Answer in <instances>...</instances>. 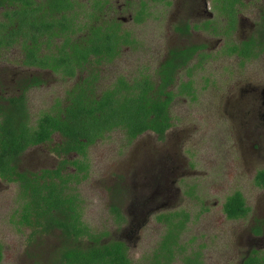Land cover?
<instances>
[{
    "label": "rangeland",
    "instance_id": "rangeland-1",
    "mask_svg": "<svg viewBox=\"0 0 264 264\" xmlns=\"http://www.w3.org/2000/svg\"><path fill=\"white\" fill-rule=\"evenodd\" d=\"M122 2L111 0L116 7ZM248 4L241 13L246 21L238 32L239 37L242 32L246 34L250 31L252 23L256 22L257 10H264V0H257V6L248 7ZM157 7L153 6L152 11ZM121 16L127 18L126 13ZM127 25L140 35L138 41L141 46L134 51H125L121 59L95 73L98 75L95 82L97 92L109 87L119 75L132 77V73L144 63L153 67L154 62L147 63L149 58L156 62L154 56H162L176 41V36L167 30L169 24L165 16L149 18L142 25ZM197 39L201 40L191 38ZM214 45L215 41L211 42L209 52L215 58L191 72L194 96L174 100L170 112L172 128L162 141L144 134L132 145L123 147L124 136L115 131L88 148L90 170L87 180L80 184L77 191L83 201V218L96 232L106 226L112 227L106 220L111 215L108 206L114 203L111 196L119 190L120 203L124 208L131 201L130 197L138 193L149 201H156L155 205L151 203L150 211L189 212L191 221L181 234L180 243L186 253L198 250L202 264H238L240 257L252 249H264V233L255 238L250 232L255 219L264 222V189L254 184L256 172L264 168V134L251 133L247 115H244L250 105L249 99L259 96L264 89V52L251 62L241 64L234 56L220 54L218 51L222 45L212 49ZM185 74L184 70L180 72L182 81L187 80ZM45 77L43 85L31 89L28 95L34 116L51 111L63 90L69 87L57 76ZM252 145L258 150L254 151ZM150 147L154 155L169 154L175 159L169 165L165 161L162 163L164 171L171 173L167 174L168 188L165 192L159 194L158 189L143 188L134 192V189H110L118 181L129 182L125 168L135 157L141 156L136 166L144 168L148 164L143 155ZM44 148L27 150L22 156L21 168L34 171L54 166L56 160ZM189 191L192 195L188 194ZM235 191L243 195L249 208L245 219L229 220L223 213L222 205L226 197ZM17 200L15 185L0 183V264H35L43 258L41 241L44 238L31 235L28 228L16 226ZM153 214L146 212L142 217L144 224L127 239L129 256L135 262L140 263L144 257H149L163 233L164 225L156 223ZM45 246L48 244L45 243ZM173 264H180V261L176 260Z\"/></svg>",
    "mask_w": 264,
    "mask_h": 264
},
{
    "label": "flooded vegetation",
    "instance_id": "flooded-vegetation-1",
    "mask_svg": "<svg viewBox=\"0 0 264 264\" xmlns=\"http://www.w3.org/2000/svg\"><path fill=\"white\" fill-rule=\"evenodd\" d=\"M232 1L234 0H123V2L116 7L111 3V0H68V2H66L68 4H65L63 6L64 9H61L59 6L49 4L48 0H41V14L44 13L46 16H49L47 17L48 20H50L52 14L55 16H68L72 21H70L71 32L68 34L69 42L67 43L63 38L58 37H54L52 41L46 42V28L44 29V27H41L40 40L38 45L33 46V51H31V53L43 59L46 56L52 55L57 57L63 49L68 52H71L73 49V53L77 46L84 49V51H88L86 59L80 63L79 67L76 66L74 68L73 74L65 75L61 72H53L49 69L28 64V47L31 46L28 32L30 28L26 25L27 22L21 21L26 18L23 15L28 6L23 5L19 0H0V105L8 106L10 105L9 100L18 101L22 99L28 114L29 125L34 126L41 112L35 116L32 114L28 95L31 89L43 85L46 80L45 75L57 76L63 83L69 85L67 89L63 90L58 101L56 100L55 106L53 105L51 111H49L55 113L65 110L69 104L68 92H71L78 85H87L92 89V95L99 98L106 91H116L118 94H123L125 84L131 85L135 80L144 79L150 81V85L153 88L152 93L155 96L165 100V93L172 94V98L167 106V116L171 125L165 131L162 138H159V135L154 132L147 131L136 137L130 144H126L125 142L123 147L132 145L140 140L144 134H149L160 142L172 128L170 112L174 100L176 98H190L194 96L193 81L190 79L191 72L201 68L205 61L215 58L211 52H209L211 50V47H209L211 42L215 41V45L214 47L212 46V49H218L219 46L222 45L218 52L224 54L225 57L234 56L236 59L240 60L241 64L251 62V60L254 59L253 45L249 43V41L250 38L254 36V32L258 27V22L261 21V16L264 15V10H257L256 22L252 23L248 33L243 34L242 32L239 37L238 32L243 28V23L246 21V19H242L243 15L241 13L243 9L246 8L245 5L248 4V2V7L253 5L257 6V0H254L253 3L251 1L240 0L241 3L236 1L233 4L231 3ZM153 6H158L160 9H157V7L152 11ZM57 8L59 11L56 10ZM230 10H233L235 16L234 24H230ZM123 13L127 14V18L121 16ZM164 16L169 24L167 30H171L170 32L176 36V41L173 42L174 44H172L162 56H154V60L157 58L156 62L152 61L151 57L149 58L147 63L154 62L153 67H149L148 64L144 63L141 65L140 69L132 73V77L119 75L109 87L97 92L95 82L98 75L95 73H99L103 66L113 64L118 59H121L125 51H134L138 49L137 46H141V43L138 41L140 35L138 33L136 34L131 27L128 28L127 23L142 25L149 18L152 20L155 19V17L162 18ZM91 28L96 29L93 36H89V30ZM192 37H198L201 40H191ZM89 38H92V41H88ZM83 39L86 40L82 41ZM95 42L100 43V47H102L101 54H94L92 52ZM243 43L247 44L242 47ZM234 46L237 48L242 47L243 50L246 48L247 54L249 53L250 56L245 57L236 53L230 54L228 49ZM260 54L261 53H259L258 56ZM183 70L186 73L185 75L188 76L185 81L179 78L180 72ZM164 72H170L169 77H171L173 81L166 86L163 93H159L161 90L159 86L161 85V81H163L162 73ZM186 84L189 85L185 87L184 85ZM249 100L250 105L244 115H247L246 121L252 130L250 132L254 134H256V132H258V134H264V89L259 93V96H254ZM59 141L60 135L55 133L52 135L50 143H44L26 149L19 157L16 164L17 171L21 173H37L40 175L41 170H55L62 167L61 174L74 175L76 169L69 164V161L76 160L79 156L76 153H70L66 157L53 154L51 149L54 148L55 143ZM41 146L45 147L46 153L56 160L54 166L40 167L38 170L34 171L22 169L20 164L24 153L30 149L41 148ZM90 146L87 147V151ZM252 147L254 151L258 150L257 146L252 145ZM149 149L150 153L148 151L147 154L143 155L144 161H147L148 164H145L144 168L140 165L136 166L135 163L141 156H138V158L135 157L130 162L131 164L125 168V173L129 182L122 183L118 181L117 183H113L110 189H134L132 191L134 192L135 189L143 188L152 190L158 189L159 194L165 192L168 188L167 174L171 173H166L164 171L162 163L165 161V163L169 165L174 163L175 159L169 156V154L162 156L157 153L154 155L152 147ZM150 157L154 158L150 159ZM81 160L83 161V159ZM149 160H151L152 163H150ZM63 161L65 162L63 163ZM84 161L86 171L81 172V174L83 175L85 173L86 178L81 180L78 185L73 182L63 189H79L80 184L87 180L90 170L87 153ZM132 164H134L133 167H130ZM2 182L7 185H15V188L19 189L15 182H8L0 177V183ZM104 191L109 190L105 189ZM120 194L118 190V193L116 192L115 195L111 196L114 198L113 204L111 199L109 200L111 204L109 203L108 212L111 215L110 218L106 220L109 221L112 227L108 228L106 226L104 229L96 232L85 222L83 216L82 220L94 234H107L105 236H100L99 242L103 245H108L111 242H121L127 248V258L131 264H144L146 260L145 257L140 263L131 259L129 256L127 239L134 231L137 233L139 227L144 224L145 221L142 217L146 212L148 214L154 212L153 215L156 216L161 214L162 210L156 212L150 211L148 208H151L152 204L155 205L156 201H149L147 197H143L138 193L130 197L132 198L131 201L126 208H124L120 203L122 201L119 197ZM112 207L117 209V214L112 211ZM118 215H120V217H118ZM59 234L58 231H54L53 235H41V238L45 240L41 241L43 245V258L41 259V264H49L52 253L60 247L62 239L59 238ZM83 241L91 245L93 244V242L86 237ZM45 243L48 244V246H45Z\"/></svg>",
    "mask_w": 264,
    "mask_h": 264
},
{
    "label": "trees",
    "instance_id": "trees-1",
    "mask_svg": "<svg viewBox=\"0 0 264 264\" xmlns=\"http://www.w3.org/2000/svg\"><path fill=\"white\" fill-rule=\"evenodd\" d=\"M19 1L28 6L23 15L26 18L21 20L27 22L26 25L30 28L28 32L31 46L28 47V64L72 75L74 68L79 67L88 55V51H84L79 46L73 53V49L71 52L63 49L57 57L52 55L41 59L31 53L33 46L38 45L40 40L41 27L46 28V42L52 41L54 37L69 42L71 19L65 15L52 14L48 20L49 16L41 14V0ZM236 1L241 3L240 0L231 3ZM66 2L68 0H48L49 4L59 6L61 9L68 4ZM56 10L59 11L58 8ZM229 20L230 24L235 23L233 10L229 11ZM258 27L249 41L253 45L254 58L264 49V15L261 16ZM95 30L91 28L89 36H93ZM88 41H92V38ZM246 44L243 43L242 47ZM93 45L92 52L101 54L100 43L95 42ZM242 47L234 46L229 48L228 52L249 57L247 49L243 50ZM169 73H162L163 81L159 86L161 88L159 93H163L166 86L172 83ZM152 90L150 81L135 80L131 85L125 84L123 94L106 91L98 98L92 95L91 88L81 84L68 92L69 104L63 112H41L34 126L29 125L22 99L9 100L8 106L0 105V177L18 185L19 189H16L18 215L15 221L17 227L30 229L33 236L53 235L54 231L60 233L59 238L62 239L60 247L52 253L49 264H131L127 258V248L123 243L111 242L103 245L99 242L100 236L107 234H94L83 222V201L77 189L63 188L73 182L78 185L86 178L85 173L82 175L81 172L86 171L84 158L87 147L103 139L107 134L121 132L126 144H130L147 131L154 132L159 138L163 137L171 125L167 116V106L172 94L165 93L166 99L163 100L155 96ZM55 133L60 135V141L55 143L51 152L64 157L76 153L79 159L69 161V164L76 169V173L61 174L62 167L55 170H41L40 175L18 172L16 164L22 153L30 147L50 143ZM254 184L264 189V168L256 172ZM188 194L192 195L191 191ZM112 209L117 214V209L115 207ZM222 210L229 220L245 219L249 212L243 195L238 191L226 197ZM155 220L164 225V230L157 246L149 257L145 258L144 264H172L176 260H179L180 264H202L198 250L186 253V249L180 243L181 234L191 221L189 212L167 211L156 215ZM250 232L255 238L262 236L264 222L255 219ZM85 237L93 244L83 241ZM35 264H41V260ZM238 264H264V249H252L240 257Z\"/></svg>",
    "mask_w": 264,
    "mask_h": 264
}]
</instances>
